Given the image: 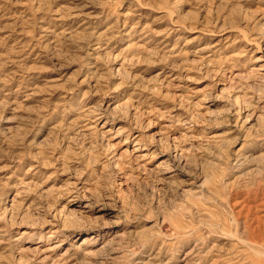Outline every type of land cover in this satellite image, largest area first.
Listing matches in <instances>:
<instances>
[{"label": "rangeland", "instance_id": "374dc122", "mask_svg": "<svg viewBox=\"0 0 264 264\" xmlns=\"http://www.w3.org/2000/svg\"><path fill=\"white\" fill-rule=\"evenodd\" d=\"M0 264H264V0H0Z\"/></svg>", "mask_w": 264, "mask_h": 264}, {"label": "bare ground", "instance_id": "6f19581e", "mask_svg": "<svg viewBox=\"0 0 264 264\" xmlns=\"http://www.w3.org/2000/svg\"><path fill=\"white\" fill-rule=\"evenodd\" d=\"M160 164H161V166H162V165H165V164H167V162H166V161H161V163H160Z\"/></svg>", "mask_w": 264, "mask_h": 264}]
</instances>
